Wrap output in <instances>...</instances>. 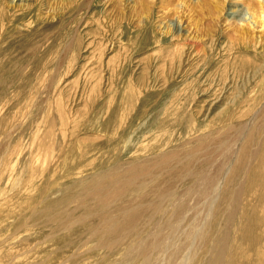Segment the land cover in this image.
<instances>
[{"label":"rangeland","instance_id":"1","mask_svg":"<svg viewBox=\"0 0 264 264\" xmlns=\"http://www.w3.org/2000/svg\"><path fill=\"white\" fill-rule=\"evenodd\" d=\"M261 6L0 0V264H264Z\"/></svg>","mask_w":264,"mask_h":264},{"label":"bare ground","instance_id":"2","mask_svg":"<svg viewBox=\"0 0 264 264\" xmlns=\"http://www.w3.org/2000/svg\"><path fill=\"white\" fill-rule=\"evenodd\" d=\"M260 3H261V5H262L261 7L264 8V0H260ZM261 11H263V10H261ZM262 14H263V13H262ZM260 15H261V14H260ZM260 17H261V16H260ZM263 18H264V17H263ZM263 18H262V19H263ZM260 20H261V18H260ZM262 21H263V20H262ZM170 154H171V153H170ZM169 156H170V155H168V157H169ZM208 157H209V156H208ZM160 158L162 159V157H160ZM157 159H158V158H157ZM165 159H166V158H165ZM172 159H173V158H172ZM150 160H153V159H150ZM150 160H148V161H150ZM154 160H155V158H154ZM159 160H160V159H159ZM198 160H199V159H198ZM161 161H163V159H162ZM164 161H165V160H164ZM210 161H211V160H210ZM152 162H154V161H152ZM204 162H205V161H204ZM145 163H146V161H145ZM147 163H149V162H147ZM142 164H143V163H142ZM142 164H140V166H141ZM150 164H151L150 166H152V163H150ZM154 164H155V163H154ZM154 164H153V165H154ZM209 164H210V163H209ZM148 165H149V164H148ZM190 165H191V164H190ZM140 166H138V167L141 168ZM142 168H143V170H141V171H143V172H145V173H146V170H147V169L150 170V168L147 166V164H143V165H142ZM151 169H152V168H151ZM148 170H147V171H148ZM139 171H140V170H139ZM136 172H137V171H136ZM143 172H142V173H143ZM142 173H140V175H142ZM145 173H143V175H145ZM148 173H149V172H148ZM148 173H147V174H148ZM138 174H139V172H137V176H138ZM147 174H146V175H147ZM204 175H205V174H204ZM208 175H209V174H208ZM211 175H213V174H211ZM105 176H106V175H105ZM149 176H150V175H149ZM151 176H152V174H151ZM197 176H198V174H197ZM201 176H203V175H201ZM209 176H210V175H209ZM205 177H206V176H205ZM215 177H216V176H215ZM106 178H107V176H106ZM106 178H105V179H106ZM141 178H143V177L141 176ZM203 178H204V177H203ZM203 178H201L202 180L200 179V180L202 181L203 184H206L207 182L209 183L210 181H213V179H211V178H205V179H203ZM213 178H214V177H213ZM103 179H104V177L101 178V182H103ZM105 179H104V180H105ZM136 179H137V178H136ZM198 179H199V178H198ZM218 180H219V179H218ZM214 181H215V179H214ZM104 182H105V181H104ZM104 182H103V183H104ZM120 182H121V181H120ZM125 183H126V182H125ZM125 183H124V184H125ZM127 183H128V182H127ZM208 183H207V184H208ZM213 183H214V182H213ZM213 183H212V184H213ZM215 184H216V182H215ZM134 186H135V185H134ZM145 186H146V185H145ZM212 186H214V185H212ZM107 187H108V186H107ZM199 187H200V183H199ZM197 188H198V187H197ZM202 188H203V187H202ZM204 188H206V187H204ZM208 188H209V186H208ZM208 188H207V189H208ZM211 188H212V187H211ZM211 188H210L209 191H211ZM100 189H101V188H100ZM100 189H99V190H100ZM113 189L116 190L117 188H113ZM113 189H111V190H113ZM200 189H201V188H200ZM197 190H199V189H197ZM203 190H204V189H203ZM205 190H206V189H205ZM116 191H117V190H116ZM116 191H115V192L112 191V192L115 194ZM209 191H207V193H208ZM110 192H111V191H110ZM117 192H118V191H117ZM199 192H200V190H199ZM204 192H205V191H204ZM99 193H100V192H99ZM211 193L213 194V191H211ZM214 193H215V191H214ZM104 194H105V193H104ZM114 194H113V195H114ZM201 194H202V193H201ZM205 194H206V193H205ZM196 195H198V194L196 193ZM214 195H215V194H214ZM104 196H105V195H104ZM199 196H200V195H199ZM199 196H198V197H199ZM211 196H212V195H211ZM93 197H94V196H93ZM164 197H165V196H164ZM206 197H208V195L205 196V198H206ZM209 197H210V196H209ZM209 197H208V198H209ZM199 198H201V197H199ZM199 198H198V199H199ZM205 198H204V200H206ZM208 198H207V200H208ZM212 198H214V196H212ZM215 198H216V197H215ZM235 198H236V196H235ZM102 199H103V198H102ZM104 199H105V198H104ZM106 199H107V198H106ZM162 199H163V198H162ZM201 199H203V196H202ZM201 199H199V200H201ZM207 200H206V201H207ZM209 200H210V199H209ZM214 200H215V199H214ZM98 201H99V200H98ZM104 201H105V200H104ZM108 201H109V199H108ZM116 201H117V200H116ZM116 201H114V202H116ZM126 201H127V200H126ZM211 201H212V200H211ZM100 203H101V202H100ZM112 203H113V202H112ZM213 203H214V202H213ZM98 204H99V203H98ZM211 205H212V203H211ZM134 207H135V206H134ZM151 208H152V207H151ZM153 208H154V207H153ZM107 209H108V208H107ZM110 209H111V208H110ZM135 209H137V208H135ZM155 209H156V208H155ZM128 210H129V208H128ZM207 210H208V209H207ZM139 211H140V210H139ZM139 211H138V212H139ZM181 211H182V210H181ZM179 212H180V210H179ZM209 212H210V211H209ZM139 213H140V212H139ZM105 214H106V213H105ZM209 214H210V213H209ZM121 215H122V214H121ZM140 215H141V214H140ZM103 216H105V215L103 214ZM124 216H125V217H128V216H126V215H123L122 217H124ZM130 216H131V215H130ZM227 216H228V215H227ZM118 217H119V215L117 216L116 219H118ZM122 217H121V218H122ZM125 217H124V218H125ZM135 217H137V216H135ZM206 217H207V216H206ZM121 218H120V219H121ZM207 218H208V217H207ZM102 219H105V218H102ZM114 219H115V218H114ZM114 219H113V220H114ZM116 219H115V220H116ZM133 219H134V218H133ZM135 219H136V218H135ZM121 220H122V219H121ZM124 220H125V219H124ZM102 221H103V220H102ZM104 221H106V219H105ZM125 221H126V222H125ZM125 221H123V220H122V221L118 220L117 222L114 221L115 223L111 222L112 224H108L109 226H108V225H107V226L109 227V228H108V229H109V232L111 231L112 234L115 232V233H116V237H117L118 235H120V234H117V232L120 231L121 229H123V227L125 226V224L128 223L129 219H128V220L126 219ZM134 221H135V220H134ZM134 221H133V223H134ZM129 223H131V221H130ZM132 225H133V224H132ZM125 228H126V227H125ZM108 229L106 228V230H108ZM127 229H128V228H127ZM112 231H113V232H112ZM121 231H122V230H121ZM121 231H120V232H121ZM126 231H127V230H126ZM124 232H125V231H124ZM106 233H107V232H106ZM122 233H123V232H121V234H122ZM200 233H201V232H200ZM112 234H111V235H112ZM223 235H224L223 237H225V232H224ZM120 236H122V235H120ZM114 237H115V236H114ZM116 237H115V238H116ZM223 237H222V238H223ZM226 237H227V236H226ZM196 238H197V236H196ZM193 240H194V239H193ZM221 240H222V239H220V242H221ZM224 240H225V239H224ZM105 244H107V241L105 242ZM181 246H182V245H181ZM223 246H224V245H223ZM183 247H184V246H182V248L180 249V251H178V253H176V254L172 257L171 261L173 262V264H188V263H186V262H187V260H188L187 257L189 256V253H187V255L185 254L186 256L182 255V253L185 251V249H184ZM177 249H178V248H177ZM177 249H176V250H177ZM196 249H197V248H196ZM176 250H175V252H176ZM178 250H179V249H178ZM220 253H221V252H220ZM220 253H219V254H220ZM186 259H187V260H186ZM188 261H190V260H188Z\"/></svg>","mask_w":264,"mask_h":264}]
</instances>
